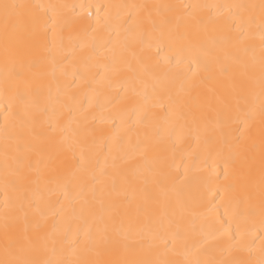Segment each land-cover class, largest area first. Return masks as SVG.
<instances>
[{"label": "bare ground", "instance_id": "1", "mask_svg": "<svg viewBox=\"0 0 264 264\" xmlns=\"http://www.w3.org/2000/svg\"><path fill=\"white\" fill-rule=\"evenodd\" d=\"M10 2L36 6L27 12L38 21L56 63L44 59L46 53H38L26 40L11 46L6 59L0 33V259L6 205L10 215L19 216L23 204L31 218L29 205L43 206L50 199L62 203L66 211L49 215L44 231L51 233L58 222L75 231L87 220L94 231L107 226L110 237L130 246L102 259L156 261L187 256L201 261H258L264 239L259 197L250 202L256 206L255 214L249 203L236 202L243 199L244 180L238 169L229 170L225 178L221 158L233 151L240 127L236 118L253 110L247 133L255 141L251 153L256 157L253 180L258 192L259 87L252 92L242 89L245 76L237 53L221 43L224 18L208 23L214 10H194L196 19H192L184 17L182 9H160L157 14L153 8L130 6L258 5L260 0ZM50 5L69 7L53 13ZM80 5L90 7L81 13ZM71 6H76L75 12ZM147 11L152 12L151 21ZM164 19L169 23H162ZM256 19L258 24V10ZM138 21H143L139 27ZM248 43L255 47L258 63V28ZM188 59L196 62L180 64ZM36 61L38 66H33ZM222 66L229 72H222ZM175 72L183 73V86L172 79ZM6 81L30 103L47 108L48 115L53 106L59 108L62 131L51 134L47 118L39 113L31 128L12 120L5 111ZM73 81L76 86L66 89ZM58 100L67 107L61 108ZM6 118L9 134L18 139L6 141ZM12 171L18 176L8 175L6 187L5 176ZM113 177L117 192L112 191ZM232 184L235 191L227 189ZM93 194L103 201L102 207L93 202L102 223L81 214L83 199L91 201ZM177 230L184 237L181 255L169 250ZM57 249L55 256L46 253L40 258H97L94 252L74 251L67 245L61 250L58 244Z\"/></svg>", "mask_w": 264, "mask_h": 264}, {"label": "snow or ice", "instance_id": "2", "mask_svg": "<svg viewBox=\"0 0 264 264\" xmlns=\"http://www.w3.org/2000/svg\"><path fill=\"white\" fill-rule=\"evenodd\" d=\"M36 7L35 5H24L10 0H0V33L3 35L5 43V55L8 56L9 48L15 45L21 40H26L29 46L35 49L38 53L45 52L44 59L50 60L53 65L56 63V56L53 52V48H48L45 44V36L42 30L38 26V21L33 17L28 9ZM44 7V6H39ZM49 9L56 13L58 7L67 8L69 6L62 5H50ZM73 12L76 11V6H71ZM90 6L80 5L81 13ZM129 7V6H125ZM133 9H149L153 8L157 14H160V9H182L184 17L196 19L194 10L211 9L214 10L213 15L209 16L208 23L211 24L215 19L224 18V35L221 37V43L224 45H231L237 53V58L244 69L245 80L242 83V89L249 92L254 91L255 87H259L260 90V182L258 185V192L254 183L253 177L255 172L256 157L251 153V148L255 146V141L247 133L250 126V122L253 119V110L249 109L243 111L242 117L236 118V123L240 126L237 129V135L235 136V144L232 146L233 151L228 155L221 158L223 168L225 170V178L229 170H240V174L244 180L242 184V200L237 199V203L245 202L249 203L252 214L256 213V206L250 202L259 197L258 213L260 216L261 225L264 226V0H260L258 5L256 4H244V3H232V4H185V5H132ZM259 12V23L257 24L256 13ZM80 14V13H77ZM88 15H91L89 12ZM152 12L147 11V19L151 21ZM179 19V18H178ZM203 23V20L198 21ZM143 21H138L139 27ZM162 23H169L167 19L162 20ZM155 26V23L153 22ZM259 29V35L261 40L259 59L257 63L256 50L253 45L248 41L253 36V29ZM21 29H24L22 32ZM235 32L236 35L232 36L231 33ZM55 47V44L53 45ZM207 55V53H205ZM248 58H251V62H248ZM195 59L181 60L180 64L195 63ZM39 61L34 62L33 66H38ZM177 65V67L180 66ZM114 71H119L118 68H114ZM221 71L224 73L229 72L227 66H222ZM146 74L147 69H145ZM172 72V69H169ZM67 75V73H65ZM172 79L179 80L183 86L184 77L183 73L175 72L172 75ZM75 81L71 85H67L66 89L74 88ZM57 92H60L58 87ZM65 95H68V91H65ZM71 99V97L69 96ZM4 101L7 105L5 111L9 114V117L14 121H18L21 127L27 125L31 128V125L35 122L37 114L44 115L47 119L46 122L49 126V132L55 134L59 129V117L62 114L60 109L53 106L52 115H48V109H40L35 104L29 102L25 95L19 93L14 86L9 85L6 81ZM60 107H67L59 100L57 101ZM14 109H16L14 111ZM86 119V117H85ZM62 131V129H59ZM5 139H18L14 134H9L8 118L5 120ZM8 145H5L7 150ZM147 147V146H144ZM17 150L18 146H17ZM7 154V153H6ZM235 174V172H233ZM8 175L18 176L16 171H12L5 176V185H8ZM161 175H163L161 173ZM125 182L127 178L125 177ZM236 185H228L227 189L235 191ZM112 191L117 192V185L115 177L112 178ZM127 195L124 193H117ZM65 198H67V191L64 192ZM99 203L103 206V201H97L95 194H93L92 200L83 199V205L81 208V214L87 213L92 218L93 223L103 222V217L97 215L94 207V203ZM57 205L59 207H57ZM32 208L31 218L29 213L25 211L23 204L19 205L18 211L21 213L19 216H12L6 205L4 214V258L0 259V264H264V239L261 240L260 252L261 258L258 261H242L236 260L231 262L225 261H201L200 259H188L187 256L183 259L172 260H156V261H130V260H118V259H102L100 257L104 255L114 256L116 255L121 246L126 250L129 249L128 244H121V241L116 240L109 236L108 228L97 227L95 231L92 225L88 224L87 220L84 222V227H77L75 231H69L63 224L57 223L53 225V231L51 233L44 231L46 222L49 215H61L66 209L59 201L52 202L50 199L45 201L43 206L36 204ZM67 223V221H65ZM31 230V231H30ZM184 237L179 230L174 232L171 237L170 251L174 255H181L179 247L183 242ZM61 246V250L64 245L71 247L74 251L77 249L84 250L86 252H94L96 259L94 260H64V259H48L40 258L42 254L51 253L56 255L58 249L57 245ZM150 246V245H149Z\"/></svg>", "mask_w": 264, "mask_h": 264}]
</instances>
